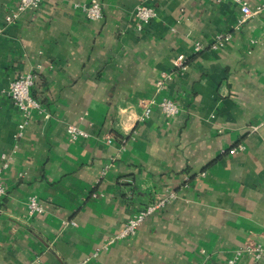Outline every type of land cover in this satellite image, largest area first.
<instances>
[{
  "label": "crops",
  "instance_id": "crops-1",
  "mask_svg": "<svg viewBox=\"0 0 264 264\" xmlns=\"http://www.w3.org/2000/svg\"><path fill=\"white\" fill-rule=\"evenodd\" d=\"M92 1L100 21L74 8ZM246 1L261 12L236 30L228 1L43 0L7 25L17 0H0V156H11L0 264H227L248 240L264 242V0ZM140 4L157 12L143 32ZM221 34L231 40L212 50ZM181 55L187 70L175 72ZM29 73L50 118L34 114L17 141L21 118L3 90ZM163 73L172 76L157 92ZM162 99L179 114L155 105L140 121L143 104ZM69 125L89 137L70 143ZM169 194L134 237L103 249ZM30 197L44 213L28 215Z\"/></svg>",
  "mask_w": 264,
  "mask_h": 264
},
{
  "label": "built area",
  "instance_id": "built-area-1",
  "mask_svg": "<svg viewBox=\"0 0 264 264\" xmlns=\"http://www.w3.org/2000/svg\"><path fill=\"white\" fill-rule=\"evenodd\" d=\"M43 0H17L15 7L6 16V24L12 25L18 22L21 17L28 11L38 10ZM154 1V0H150ZM228 1L236 6L240 10V17L236 25V30H240L241 27L252 17L258 15L261 12V8L255 10L251 9L246 0H219ZM74 8L80 10L85 17L90 21H100L103 18V7L101 3L92 1L90 3H75ZM157 16V12L153 6L147 4H140L134 11V17L137 21V31L143 32L146 27ZM2 30L0 29V34ZM231 40L230 34H221L216 36L214 43L211 44L212 50L222 49ZM203 50V46L200 43L195 45V53H200ZM175 72H184L187 70L188 64L185 56L181 55L173 62ZM172 74H162L157 82V92L163 89L168 80L171 79ZM36 76L32 73L24 74L16 77L12 80L8 86L3 90V93L10 98L15 106L18 114L20 115L21 122L18 125L17 133L15 134V140H19L23 137L26 128L31 123L34 114H39L44 119H49L50 115L42 104L35 99L31 94V89L34 86ZM143 104V102H142ZM158 106L163 115L167 119H172L179 114V108L177 104L170 99H162L159 102L155 100L146 101L143 104V114L140 117V121L145 122L150 118L152 114V106ZM67 138L70 143L76 142L80 138H88L89 135L86 131L81 130L75 125H69L67 127ZM107 143L112 144L113 139L107 138ZM127 145V140L122 139V149ZM17 147V146H16ZM239 149H242L240 147ZM238 149L234 148L230 150V154L234 155ZM11 156L2 154L0 156V198L6 195V187L3 182V174L8 169ZM108 167L102 170L100 179L105 176ZM175 194H169L164 199L155 201L141 210L137 215L132 217L123 226V228L113 237L108 239L103 245L104 250L115 244L118 241L125 240L134 237L139 229L140 225L152 214L158 210L163 209L171 200L175 199ZM28 215L34 216L36 214L44 213V208L40 204L36 197H30L28 201ZM75 225L74 222H64V226ZM243 256H248L254 260H259L264 256V242L248 240V242L238 250H236L233 256L227 261V264H239Z\"/></svg>",
  "mask_w": 264,
  "mask_h": 264
}]
</instances>
